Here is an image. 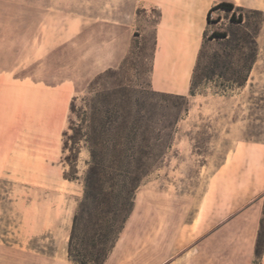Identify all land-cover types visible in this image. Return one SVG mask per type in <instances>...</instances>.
I'll use <instances>...</instances> for the list:
<instances>
[{
    "label": "rangeland",
    "instance_id": "1",
    "mask_svg": "<svg viewBox=\"0 0 264 264\" xmlns=\"http://www.w3.org/2000/svg\"><path fill=\"white\" fill-rule=\"evenodd\" d=\"M141 1L0 0V47L13 48L1 53L2 61L14 60V49L29 47L28 65L13 74L45 82L38 90L30 87L29 92L37 93L23 91L20 100L0 101V264H74L66 248L82 188L78 180L63 177L68 165L61 143L69 103L75 97L80 106L83 97L122 88L151 105L149 136L154 151L163 147V153L151 159L132 211L103 264L260 262L264 224L260 227L258 219L263 208L259 218L232 217L252 198L251 186L258 182L254 170L264 154V0H236L247 17L260 22L256 59L246 83L229 86L219 74H229L228 61L245 73V61L236 50L226 57V40L209 37L213 30L241 29L229 20L230 12L218 9L206 26L186 101L151 94L160 10ZM40 12L61 15L55 45L37 43L41 31L35 17ZM106 12L108 19H103ZM117 12L123 16L116 19ZM41 46L55 48L42 51ZM214 55L220 59L211 74ZM42 85L61 86L68 101L65 116L64 109L52 113L56 101L32 98L41 95ZM10 103L12 117L6 107ZM85 157L82 151L79 173ZM259 203L264 207V197Z\"/></svg>",
    "mask_w": 264,
    "mask_h": 264
},
{
    "label": "trees",
    "instance_id": "2",
    "mask_svg": "<svg viewBox=\"0 0 264 264\" xmlns=\"http://www.w3.org/2000/svg\"><path fill=\"white\" fill-rule=\"evenodd\" d=\"M218 9L230 12L229 20L241 29L230 32L213 30L209 37L225 39L230 47L226 57L230 58L236 50L245 61L246 72L242 73L240 66L233 68L228 61L225 68L229 74H219L225 77L229 86H242L256 59V34L260 22L247 17L243 7L222 0L207 11L208 24L212 22V12ZM248 12L262 14L256 9H248ZM200 55L201 50L193 70L191 90ZM218 57H212L211 67L217 66ZM213 67L211 74L214 73ZM206 78L211 80L210 76ZM151 94L186 101L184 95L154 90ZM75 101V97L70 100L67 127L62 131L61 143L62 160L68 165L63 177L69 181L78 180L82 188L72 213L67 258L74 264H103L132 211L135 191L142 178L148 175L151 159L163 153V147L156 152L152 148L154 144L149 132L154 113L151 105L132 95L130 89L98 91L83 97L80 106H76ZM82 151L86 157L79 173L78 159ZM263 224L264 216L260 219V227ZM259 237L258 234V242Z\"/></svg>",
    "mask_w": 264,
    "mask_h": 264
},
{
    "label": "crops",
    "instance_id": "3",
    "mask_svg": "<svg viewBox=\"0 0 264 264\" xmlns=\"http://www.w3.org/2000/svg\"><path fill=\"white\" fill-rule=\"evenodd\" d=\"M104 0H102V3ZM136 1V0H135ZM222 0H142L149 5L157 6L160 10L159 22L156 26L155 50L152 63L151 85L156 91L187 95L190 92L191 80L194 67L198 58L201 43L204 38V32L207 26L206 15L207 11L216 3ZM237 3L236 0H226ZM119 3V1H117ZM121 14V15H119ZM32 16V15H31ZM120 12L116 13V19L122 17ZM28 17V16H27ZM61 15L55 12L43 13L36 15V28L41 31L37 38V43H44L46 40L56 44L61 36ZM103 19H108L106 12L101 16ZM65 28L70 29L69 23H64ZM29 42V41H28ZM42 48V46H41ZM53 48H55L53 46ZM53 48H42V51H53ZM13 49L8 45L0 47V101L20 100L23 98V91L28 95L30 87L39 89L38 84H45L43 81L28 79V77L16 78L13 74L18 68H24L28 65L29 47L28 49H14L11 57L14 60L10 62L2 61L1 53ZM253 65L246 74L247 79L251 75ZM246 73V72H245ZM244 73V74H245ZM32 86H29L28 84ZM27 84V85H26ZM41 95L32 96V98L45 100H54L58 108L52 113H61L64 109V116L68 109V101L65 102L64 94L61 86L58 87H40ZM44 92L46 95H44ZM19 93V94H18ZM67 100V99H66ZM61 102H64V108H61ZM0 103V106L3 104ZM4 106V105H3ZM13 116L12 104L6 105ZM49 110L48 112H50ZM51 113V112H50ZM49 114V113H48ZM61 129L57 136V149L59 146ZM255 173L258 170V182H254L251 186L252 198L241 208L232 218H237L241 214L244 216L258 217L263 205H260V198L264 197V154L256 165ZM252 170V173H254ZM232 218L230 220H232ZM259 218V217H258ZM229 220V221H230ZM259 226H260V218ZM258 264H264V247Z\"/></svg>",
    "mask_w": 264,
    "mask_h": 264
}]
</instances>
